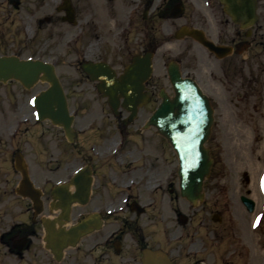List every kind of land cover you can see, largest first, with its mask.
I'll return each mask as SVG.
<instances>
[{
  "label": "flooded vegetation",
  "instance_id": "flooded-vegetation-1",
  "mask_svg": "<svg viewBox=\"0 0 264 264\" xmlns=\"http://www.w3.org/2000/svg\"><path fill=\"white\" fill-rule=\"evenodd\" d=\"M13 3L22 21L9 18L11 7H0V13L8 15L0 21V56L37 59L40 51L49 49L54 53L49 60H65L72 69V77L89 84L64 89L96 90L108 110L107 98L97 90H124L114 79H120L132 58L149 50L157 53L165 44L157 36V21L150 15L153 11L165 20L179 21L174 31L173 22L168 26L170 35L187 26L199 31L204 40L230 48V54L219 56L199 39L178 40L191 44L175 62L183 76L195 81L211 101L223 95L221 90H237V96L241 90L244 102L250 99L251 90L264 92V0H256V21L246 28L232 20L220 0H30L29 3L13 0ZM51 40L57 41L62 49L54 50L56 46L50 45ZM44 57L45 54L40 59L46 60ZM140 90H147L151 100L134 117L130 118L131 112L122 103L118 115L109 111L111 124L122 143L119 150L101 149L97 162L92 159L99 156L91 154L90 161L82 163L78 158L62 155L64 151L53 149L54 131L59 130L64 143L77 145L83 132L89 133L87 139L91 138L93 123L76 129V108H72L74 141L69 142L61 126L49 118H38L33 102L38 90L26 88L14 78L0 81V264H214L210 248L204 246L202 250L199 242L200 247H195L194 236L181 230V225L176 233L166 232L157 200L111 198L112 184L129 189L137 185L141 189L147 187V176L154 174L160 165V144L166 143L165 137L156 132L161 141L154 146L158 151H151L149 140L143 135L149 121L147 107L160 98L161 90L175 88L170 83L165 89L151 77ZM66 94L70 105L67 91ZM132 142L143 143L146 148L136 159L137 164L129 173L126 164L113 167L117 158L128 153L125 148ZM82 167L91 171V194L87 199L73 200L66 218L57 206L59 200L53 189L68 182ZM99 175L105 177L100 180ZM69 188L74 190L75 186L69 183ZM177 215L180 217L181 212L177 211ZM190 223L191 220L185 226ZM218 225L219 230L229 231L234 243L240 245L241 229L237 224L227 221ZM207 228L213 232L215 225L209 224ZM75 230L81 232L77 241L71 239Z\"/></svg>",
  "mask_w": 264,
  "mask_h": 264
},
{
  "label": "rangeland",
  "instance_id": "rangeland-1",
  "mask_svg": "<svg viewBox=\"0 0 264 264\" xmlns=\"http://www.w3.org/2000/svg\"><path fill=\"white\" fill-rule=\"evenodd\" d=\"M29 1L26 0L27 3ZM4 6L12 8L9 18H17V21H22L19 10L13 9V0H0V7ZM40 15L42 14L40 13ZM150 15H153L157 21V36H161V38L164 36L166 39L165 44L154 57L152 80L168 89L170 84L165 64L170 60L179 59L182 50L191 43L188 40L178 41L169 34L168 26L174 23L171 26L174 31L179 26L178 20L173 18L165 20L164 17H158L154 11ZM7 16L5 13H0V21H3ZM153 33L155 35V32ZM50 45L56 46L54 50L62 49L57 41L51 40ZM43 54L47 61L56 64L57 73L65 88L89 86L84 79L72 77L73 74L70 72L72 69L68 62L63 59L55 61L54 58L49 60L48 57L54 54L49 49L40 51L38 56L42 58ZM47 85L46 82H38L33 89L40 92ZM66 91L70 97V109L76 108L75 128L78 129L82 125L87 126L90 122L95 127L92 130L91 138L87 139L89 133L83 132L78 138L77 145L64 143L60 140L59 130L55 129L53 149L64 151L65 153L62 155L70 159L78 158L82 163L90 161L91 154L99 156L98 152L101 149H110L116 152L117 145H114V142L119 141L117 129L111 124L112 119L108 105L98 96L96 90ZM166 91L172 93V90ZM221 91L223 97H213L216 126L213 128L212 137L207 142V147L211 149L215 163L205 182L206 198L202 204L193 206L180 195L177 174L178 160L166 143L165 145L160 144V165L154 174L147 176V187L141 189L137 185L135 188L129 189L126 186L116 187L112 184L109 185V193L114 199L140 197L157 200L156 204L159 205L160 215L163 217L167 233L171 231L176 233L181 229L178 222V210L189 219L193 217L191 223L181 230L184 232L188 230L191 236H194L195 247H200L199 242L202 243V250L204 246L210 248L214 264H264V92L251 90L250 99L244 102L241 90H239V96L236 94L237 90ZM158 99L147 107L149 114L158 103ZM143 135L149 140L151 151L157 150V147L154 146L161 139L156 131L150 128ZM92 141L96 143L94 150L89 152L88 148ZM128 146L129 148H125L127 151L129 150L128 153L122 155V158H117L115 160L117 164L112 166L120 168L122 164H126L129 166V173L130 168L132 169L137 164L136 159L146 151V148L143 143L136 142L128 143ZM130 149H132L131 152ZM97 159H101V156L95 157L92 161L95 163L98 161ZM74 171L69 175H72ZM102 177L105 176H98L100 180ZM242 195L255 200L257 207L254 212H249L245 208L240 200ZM232 211H234L233 218L241 229L240 245L234 243V238L229 231L213 229L214 231L210 232V228H207V225L213 223L212 212H222L224 221L228 219L226 215L230 216ZM238 247L241 250V257ZM199 252L201 251L199 250Z\"/></svg>",
  "mask_w": 264,
  "mask_h": 264
},
{
  "label": "water",
  "instance_id": "water-1",
  "mask_svg": "<svg viewBox=\"0 0 264 264\" xmlns=\"http://www.w3.org/2000/svg\"><path fill=\"white\" fill-rule=\"evenodd\" d=\"M227 4L226 10L235 21L247 25L255 18L254 0H222ZM196 30L185 29L184 33L196 37ZM216 51L219 48L209 44ZM152 53L134 58L133 64L126 70L119 84L124 90H99L108 96L111 106L117 111L119 98L123 105L136 112L137 106L148 99L144 90H140L152 75ZM175 90V97L162 94L163 101L150 118V124L167 137L179 156V175L181 177L182 195L195 203L204 198L203 183L209 175L213 160L209 149L205 147L213 124V109L208 97L188 78H182L176 66L169 70ZM15 77L30 87L39 80H45L51 87L36 99L39 112L43 117L51 118L55 123L65 127L67 135L72 138L71 120L64 90L57 78L54 67L41 61H19L0 58V79ZM79 172L73 182L74 193L67 188L57 187L56 197L64 202L87 198L90 192L91 178ZM249 210L253 201L242 197ZM63 214L68 216V204L64 203Z\"/></svg>",
  "mask_w": 264,
  "mask_h": 264
}]
</instances>
